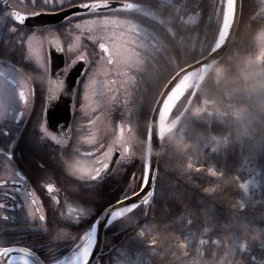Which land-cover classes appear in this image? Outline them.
I'll return each mask as SVG.
<instances>
[{
    "label": "snow or ice",
    "instance_id": "1",
    "mask_svg": "<svg viewBox=\"0 0 264 264\" xmlns=\"http://www.w3.org/2000/svg\"><path fill=\"white\" fill-rule=\"evenodd\" d=\"M4 4L0 10V56L4 58L0 60V212L19 210L30 231L46 234L47 199L62 220L80 230L67 236L70 254L50 244L25 245L0 235V264H101L105 249L99 230L124 218L128 223L121 231H136L128 242L109 250L106 264H264V239L249 245L239 228L242 223H257L248 210L264 204L262 181L256 179L264 174V137L254 145L255 157L241 164L254 175L242 179L237 174L240 169L231 171L227 161L237 146L243 156L245 145L239 136L214 130L228 127L230 117L240 119L242 110L232 103L233 92L225 89L222 96L210 95L208 87L209 83L219 87L233 63L243 62L264 80V26L257 33L249 24V31L237 36L243 0H4ZM154 5L189 14L187 19L178 15L174 23H165ZM260 5L250 20L264 18V0ZM188 24L199 29L191 42L184 31H177L179 25ZM165 37L179 41V59L168 53ZM228 53L233 54L225 61ZM60 57L63 61L54 71V58ZM161 57L169 71L161 69ZM77 66L80 79L75 88H67L73 123L50 126L48 109L60 96L49 87L40 110L34 112L37 88L25 73L64 83ZM138 78L151 85L150 93L145 89L137 97ZM145 105L146 116L142 115ZM134 115L147 145L139 166L134 164L135 148L129 137ZM33 117L28 143L34 152L47 153V158L36 161L45 176L36 178L20 169L16 154ZM186 117L204 133L202 139H194L200 155L183 157L172 170L177 178L168 182L160 173L159 161L153 167L150 149L154 138L162 143L169 132L188 136V124L181 123ZM102 119L111 122L118 143L107 142ZM141 120H146V127H141ZM73 157L93 165L76 169L84 176L76 186L82 203L89 190L95 194L117 169L122 170L114 202L102 208L72 205L54 175L63 173ZM197 177L206 179L208 186L198 183ZM230 188L239 196H229ZM170 201L183 205V211L173 213ZM161 204L165 213L157 216ZM0 219L8 222L17 217L3 214ZM258 220L264 231V213ZM233 223L234 227H225ZM225 235L235 241L234 248L224 246ZM256 247L259 254L254 252ZM40 250L45 252L43 257Z\"/></svg>",
    "mask_w": 264,
    "mask_h": 264
},
{
    "label": "trees",
    "instance_id": "2",
    "mask_svg": "<svg viewBox=\"0 0 264 264\" xmlns=\"http://www.w3.org/2000/svg\"><path fill=\"white\" fill-rule=\"evenodd\" d=\"M244 4V14L239 19L238 23V32L237 36L243 35L246 31H249L248 25L251 24V29L256 31L258 33L260 27L264 26V18H257L255 20H250V17H252L255 13H257L260 10V0H243ZM157 7V5H154ZM163 12L162 18L165 19V23H174L176 20V17L178 15H183L185 19H187V16L189 13H184L181 11V13L177 14L174 10L171 9H165L163 6ZM176 27L175 25H173ZM177 31H184V35H186L189 39V42L192 40L197 39L196 32L199 31L197 29V26L195 25H179L177 27ZM162 35H164L162 33ZM168 39V53L172 56H175L177 59L180 58L181 53L178 50L179 41H172L170 38L165 37ZM253 37L251 33L248 36V39L251 40ZM159 64L161 66V69L163 71H169L168 65L166 64L163 57L159 59ZM235 69L231 66L230 75L235 76ZM138 88L140 89V92H137L136 95L139 97L141 93L148 89L149 93L151 91V85L146 83L142 78H138ZM259 78H257L254 81L250 82H244L240 80H232L227 83H225L223 86H215L211 83H209L208 87L211 89V94H215L217 96H222L225 89H228L229 91L233 92V99L232 103L239 109L242 110L240 119H233L229 118L227 121L228 127H221L217 126L214 128V130L217 133L220 134H228L229 132L232 134V136L235 138L239 136V138L242 140L243 144L245 145V150L243 152V156L240 155V149L239 146L236 147V150L234 153H230L228 156V165L231 171L237 172L238 169H240L237 174L242 177V179H248L254 175V173L250 172L247 167L241 168V164L243 159L247 158H254L256 155V150L254 148V145L258 139L261 137H264V104H260L259 102H254V98H257L256 96L253 97L252 88L253 90L258 89V81ZM234 89H238V91H233ZM262 90H264V86L262 87ZM258 92V91H257ZM259 98V97H258ZM135 111V110H134ZM142 115H147V105H145L144 111ZM119 121H117L118 123ZM135 115L133 117V124H135ZM141 127H143L146 124V120H141ZM189 127V134L186 136V138L192 142H194V139H202L203 138V131L199 127H193L190 120L187 123ZM191 137V138H189ZM135 151H139V149H135ZM146 154V153H145ZM200 153H198V150L196 153L192 154L191 156L197 157ZM141 159H138L136 156L134 158V164L136 166H139L141 163ZM159 161V170L160 173L166 178L168 182H171L175 180L176 173L172 171L173 169L178 168L181 163L183 162L182 158H176L173 156L172 158L165 157L164 159H158ZM132 167L131 165L129 166ZM257 167H260V164H257ZM262 173H264V169H261ZM122 175V170L117 169L114 176L109 177L108 180L104 182V184L96 190L95 194L92 192L90 193L93 200L89 203H85L84 207L86 206H92L94 208H102L103 206L107 205L109 201H113L115 197L119 194V189L121 187V180L120 177ZM211 179V178H208ZM257 179L262 181V189H264V174L257 176ZM197 182L202 183L205 186H208L206 179H201L197 177ZM261 189H255L253 188L254 192H259ZM189 191H195L194 189L189 188ZM228 195L229 196H239V192L235 188L228 189ZM256 199H259V196L256 197ZM192 205L195 206V198L192 200ZM83 205V204H81ZM168 207L172 209L173 213L179 214L181 211H183V205H177L174 201H170L168 203ZM221 210L226 211V208L224 206H219ZM157 216L163 215L165 213V206L161 204L156 209ZM264 213V204L258 205L253 209L248 210V215L257 217V223H253L249 226V234L245 235L240 230V236L247 241L249 245H258L261 239H264V231L261 230L262 224L259 222L258 218L260 215ZM145 221L141 220V224H143ZM128 221L126 218H124L121 222H115L114 225L106 228L104 233V239H103V247L105 249V254L101 258V264H106L109 250L113 249V246H120L122 243L128 242L129 238L134 235L136 229L129 228L126 231H121V227L123 224H127ZM258 229L260 230V238L259 239H252V230ZM80 228L76 226L75 229L71 230L69 232V235L78 233ZM132 244L135 242L132 241ZM235 241L234 246L235 247ZM54 247H59L63 254H70L68 251L70 248V243L67 242V237L60 238L58 240L54 241ZM63 249H66L64 251ZM222 252L223 249H220ZM254 252L256 254H259L260 249L256 247L254 249ZM156 259V258H154Z\"/></svg>",
    "mask_w": 264,
    "mask_h": 264
},
{
    "label": "flooded vegetation",
    "instance_id": "3",
    "mask_svg": "<svg viewBox=\"0 0 264 264\" xmlns=\"http://www.w3.org/2000/svg\"><path fill=\"white\" fill-rule=\"evenodd\" d=\"M10 2H13L9 0ZM158 11L163 12V5H157ZM0 10H3L2 5L0 3ZM4 59L2 56H0V60ZM12 63H15L14 60L11 61ZM19 66V65H18ZM26 75H33V73L26 71ZM71 78L69 77L67 83V88H71L70 84ZM34 86L37 88V96H36V101H35V108L34 112H38L41 108V105L44 103V97H46V91L37 83L33 82ZM76 85L74 86V88ZM71 98L69 94L67 95H60V99L58 101L52 102V105L50 106L52 109V114L55 113V117L57 119L59 116L62 114V109L63 107L67 104L68 99ZM77 105H79V95H77ZM34 117L32 120H30L27 124V126L24 128V136L21 138L17 149H16V154H17V163L20 167L21 170H23L29 177L31 178H36V177H44L45 173L42 172L40 169L36 167V161L40 160L42 158H47V153H36L34 152L29 143H28V136L31 134L32 129H33V122H34ZM73 123V113H72V101H71V121L70 124ZM107 142L110 143V141L107 139ZM51 172V169L49 170ZM55 182L60 186L64 191H66L69 195V198L71 200V203L74 207H84L85 203L81 202V199L78 197L76 194V186L79 182L78 180L74 179L72 176H69L66 171L63 173L61 172H56L54 175ZM33 187L35 185L33 184ZM91 190L88 191V194L86 196V203H89L93 200L91 196ZM42 199L43 196H42ZM83 204V205H81ZM44 208L48 216V222H47V227H48V232L46 234H41V233H34L29 230L28 228V223L27 221H23L20 219L22 216L21 211L16 210L14 212H0V216L3 214H9V215H14L17 217L16 221H8L4 222L2 219H0V230H3L0 232V235H2L4 238L8 240H18L22 244L25 245H51L54 247V241L58 239H53V232L52 228L54 225H59L66 227L68 231L70 232L71 230L76 228V225L72 224L71 222L67 220H62L58 212L55 210L54 206L47 200L44 199ZM60 211H65V209H59ZM55 248V247H54ZM64 251L66 249H63ZM69 251V250H68ZM67 252V250H66ZM39 255L42 257L45 255V252L43 250H40L38 252ZM61 258H63L61 256Z\"/></svg>",
    "mask_w": 264,
    "mask_h": 264
},
{
    "label": "clouds",
    "instance_id": "4",
    "mask_svg": "<svg viewBox=\"0 0 264 264\" xmlns=\"http://www.w3.org/2000/svg\"><path fill=\"white\" fill-rule=\"evenodd\" d=\"M233 53H228L225 56V61H227L228 56L232 55ZM224 65H222L223 67ZM235 69V76L226 75L225 77L221 78V85L223 86L225 83L232 81L234 79L244 81V82H250L254 81L256 79V75L244 64L241 63H233L231 65ZM264 67V66H262ZM29 79H31L33 82L39 84L47 93V90L49 87L52 88V90L57 95H67V83H53V78L49 76H33L31 74L28 75ZM264 84V81L261 82ZM189 118L186 117L184 121H181L182 124L188 123ZM101 124L103 125V135L110 141V143L116 144L118 143V137L114 135L113 128L111 125V122L107 119H102ZM145 124L143 127H146ZM179 127V125L177 126ZM129 137L133 143V147L135 149H139V151H135L134 155L138 158L143 160L145 158V153L147 150V145L138 131L136 124H133V131L129 134ZM197 152V145L196 143L188 140L186 137L181 138L177 135L176 131L169 132L165 135V138L162 143H158L156 146H152L150 149V155L151 158L155 159H164L168 156L169 153L173 154L176 158H183L185 156L192 155ZM83 167L85 169H91L93 165L89 161H84L80 157H73L68 160V162L64 165L65 171L69 176H72L74 179L83 182L84 176H82L79 172L76 171V169ZM235 224L231 225H225V227H234ZM239 228L241 232L244 234H249V226L246 224H240ZM53 232V239H60L67 237L69 235V231L66 227L54 225L52 228ZM260 230L253 229L252 230V239H259L260 238ZM222 243L225 247H233L234 241L232 240L230 235H225L222 237Z\"/></svg>",
    "mask_w": 264,
    "mask_h": 264
},
{
    "label": "water",
    "instance_id": "5",
    "mask_svg": "<svg viewBox=\"0 0 264 264\" xmlns=\"http://www.w3.org/2000/svg\"><path fill=\"white\" fill-rule=\"evenodd\" d=\"M3 9H5V4H4V0H0ZM10 2V1H9ZM46 19H50V18H46ZM52 22H58V20H53ZM239 23V21H238ZM63 61V57H60L58 60L54 58V63H53V70L55 71V67L57 63H62ZM71 81V88H74V86L76 85V81H78L80 79L79 76V66H77V69L74 70L70 76ZM62 114L59 116V118L57 119V117H55V113L52 114V109L51 107H49L48 109V119L50 122V126L55 127L57 125V123L60 124H64V125H69L70 124V120H71V98L68 99L67 104L63 107L62 109ZM159 143L158 138H154L153 140V146H156ZM157 161L158 159L152 158V164L153 167L155 168L157 166ZM105 227L102 225L99 233H98V239L100 242H102L103 244V237H104V232H105Z\"/></svg>",
    "mask_w": 264,
    "mask_h": 264
},
{
    "label": "rangeland",
    "instance_id": "6",
    "mask_svg": "<svg viewBox=\"0 0 264 264\" xmlns=\"http://www.w3.org/2000/svg\"><path fill=\"white\" fill-rule=\"evenodd\" d=\"M14 2H15V0H13ZM258 77H256V79H257ZM255 79V80H256ZM258 81V89L255 91V90H253V88H252V93H253V97H257V98H254L253 100H254V102H259L260 104H264V90H262V87L264 86V84H262L261 82L262 81H264V80H257ZM258 91V92H257ZM259 97V98H258ZM258 104V103H257ZM256 179H257V177H256ZM258 180V179H257Z\"/></svg>",
    "mask_w": 264,
    "mask_h": 264
}]
</instances>
